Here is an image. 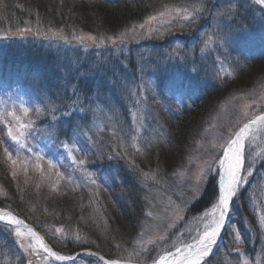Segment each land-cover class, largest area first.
<instances>
[{
  "label": "rangeland",
  "instance_id": "374dc122",
  "mask_svg": "<svg viewBox=\"0 0 264 264\" xmlns=\"http://www.w3.org/2000/svg\"><path fill=\"white\" fill-rule=\"evenodd\" d=\"M154 1L156 5L150 10L151 12L146 19L136 22L133 27L128 26L129 28L127 27L110 34L106 33L108 31L107 28H90L89 32L81 31L79 34H75L74 39L84 42V51L87 52L88 48L95 50L96 54H94V57H97V61H104V68H107L105 61L109 60V56L112 54L117 55L119 58L133 60L137 65L139 84H141L142 88L144 87V82L153 84L155 79L149 78L150 80L148 81V78L146 76L141 77L139 72L151 69L152 65L158 63H166V67H168L167 65L170 63L180 62L176 56H173V51L169 53L165 50L171 44L177 48L183 45L188 48L184 53L188 61L206 64L209 68L208 70H210V79L216 75V70H218L217 73L219 74L230 75L233 65L238 63V60L243 56L240 53L241 50L254 45L264 47V0ZM242 16H247V18L243 20ZM167 36L169 38L166 40L168 45L163 48L164 50L153 46L158 41H165L164 39ZM92 40L94 42H103L94 47L88 45V42ZM185 43H188V45ZM132 48H134L132 50V59H129L126 54ZM152 48H157V51ZM159 51L163 52L161 58H159L157 53ZM207 54L210 55L209 60L208 57H202ZM257 54L259 53L257 52ZM90 64L92 65V62ZM93 65L97 66L95 62ZM121 66L122 64L117 62L115 67L121 68ZM153 67L156 69L155 66ZM187 69H189V66ZM111 70L108 80L115 85L118 82L120 83L116 85L117 91L124 100L128 95L134 93L133 90L139 88V85L134 84L132 77L129 78L128 83H121L117 69ZM2 77L10 78L11 75L5 73ZM0 82V142L3 143L1 138L9 136V144H12L9 155L3 152L5 146L0 145V161L3 163V170L0 171V176L5 182L3 183L2 179H0V204L8 207L0 208V257L4 256V253L9 249L4 246V240L6 239L11 242L12 247L18 248L20 254L24 256L23 264H110L94 255V253H92L93 255H84L88 258H84L81 261L77 259L75 261V259L70 258L56 259L51 254L55 252L50 247L51 244L47 240V234L41 232L50 230L49 227L52 229V226L47 225L48 219L41 217L42 221L39 222L40 225H38L39 227L37 226L39 230H37L32 224L27 223L22 217L18 216V214L26 216L31 212L38 216L40 213L36 209L40 207L44 217L51 220L54 217L52 213L54 206L63 205L60 202L61 199L55 198V196H58L57 194H66L65 198L68 199L64 200V202L67 205H71L75 195L74 192L60 187L59 184H65V182L72 186L75 184L72 179L75 180L78 177L76 166L79 161L72 154L69 161L67 160L68 162H66V159L64 160V158L60 157L57 149L52 148V140L55 134L53 127L35 129V124L39 123L37 120L43 110L41 106L33 105L28 97L26 101V95L21 93V89H26L27 95H29L30 91L28 88L24 85L11 84L6 80L0 79ZM4 94H7L8 98L3 96ZM47 97L42 94L43 99L47 100ZM8 100H10L9 104L24 101L23 105L8 109L6 105ZM138 104L141 105V103L134 104L133 113L139 111L140 107ZM263 108L264 85L258 91L229 99L221 111L216 114L217 117L213 118L212 124H210L203 135L204 140L200 142V146L202 147L205 144V147L209 148L210 153L204 157V151L206 150L204 147L199 154L203 156L202 159L195 161V163L190 159L185 173L177 174L175 172L176 181L172 178L168 179L170 184L173 182L172 190L174 192L172 194H170L171 188L163 186L158 189L159 186H157L156 190L151 191L155 200L151 199L152 195L147 197L146 195L144 197L140 196L143 200L141 203V199H137L138 195L132 196L131 193L143 192L141 187L144 188L145 179L141 185L137 183L133 176H130L131 180L123 182L122 187H126L121 189H127L128 193H130L125 196L127 200L123 198L124 206L141 207L146 201L145 206L148 208L149 214L148 216L146 213V217H150L151 222H148L147 225L145 224V227H147L144 233L140 234V237L144 238L147 245L140 250L137 249V258L124 253V251L113 252V256L123 260L127 257L126 260H130L133 263L143 259L146 261V259L158 256L165 249H171L200 236L209 228L213 219V206L209 210L196 215L185 214L186 206L195 194H199L202 191L208 177L215 173L220 156L223 154L229 140L238 130L239 125L244 120H249L260 114ZM85 110L91 113V119H89L90 122L93 121L91 128L96 130L97 126L98 136L100 131L106 126L104 130H106V134L111 139L115 138L117 141L118 138H121L119 139L120 144H118V148L121 150L126 151L130 146L136 145L139 138V128L134 131H126V127L120 133L116 125L121 123L116 118V112H106L99 107L95 111L92 110L93 114L90 107H86ZM24 128L27 130H24ZM28 130H30V134ZM75 131H80L79 127ZM117 132L118 134L116 135ZM148 134L149 139L150 137L153 139L155 130L153 133L148 131ZM32 135H38V137L33 139ZM247 139V146L244 151V154L246 153L245 163H243V174L241 175L239 189L250 188L248 190L249 200L247 204L253 211L259 231L264 236V125L255 128ZM168 141L167 137L165 142ZM198 145L199 143L197 148L200 149ZM128 156H132V159L128 160ZM124 158L127 167H133L132 164H135L141 156L126 154ZM192 159L195 160V158ZM117 170H114V173L111 172L107 178H104L105 181L121 184L118 182ZM144 171L147 173L146 169ZM78 172L80 173V170ZM144 177H146L145 173ZM180 180L181 182L184 180L183 187L187 189L178 191ZM130 183L136 190L132 191L127 188ZM9 188L20 196L24 202L22 206H19L16 202L12 204L5 200V195L8 193ZM57 189L61 190V193L56 194ZM40 192L47 193L44 194V199L36 207L35 202L38 205ZM111 192L115 197H119V191ZM105 195H108V192ZM48 198L49 205L46 206L45 200ZM19 199H17L18 203L21 201ZM67 205L65 206L66 208L72 209L71 206ZM10 206L12 209H10ZM85 216L90 221V215L87 212L82 214V218H85ZM157 219L160 220L162 229L156 226L155 221ZM103 220L102 218L100 221L104 223ZM96 226L95 223L94 229H96ZM99 226L103 227L101 224ZM148 229H151V232ZM237 229L238 225L232 228L231 239H228V251L225 252L220 264H264L263 250L250 256L251 258L240 256L237 247L240 237H238ZM69 231L73 232V230ZM55 240L58 241L57 239ZM82 243H85V241H80V244ZM45 249L49 251H45ZM94 252L96 251L94 250ZM82 253H85V251ZM98 253L100 252L98 251ZM5 263L6 259L1 258L0 264Z\"/></svg>",
  "mask_w": 264,
  "mask_h": 264
},
{
  "label": "trees",
  "instance_id": "16d2710c",
  "mask_svg": "<svg viewBox=\"0 0 264 264\" xmlns=\"http://www.w3.org/2000/svg\"><path fill=\"white\" fill-rule=\"evenodd\" d=\"M154 3V0H0V27H9L11 30L28 29L41 31L40 28L42 26L46 28L50 24L54 27H72L75 30L88 32L90 28H107L108 31L106 33L110 34L125 29L142 18L145 19L151 12L150 10L156 5ZM20 48H23V46L20 45ZM252 48L249 47L240 51L243 56L238 60V63L234 64V75L231 78H220L212 81L209 86L203 87L199 91L198 97L193 99L184 109H181L173 123L167 122L168 127L166 131L169 141L147 148L144 151V156L138 158V161L132 164L134 168L132 172L125 168V158H122V155L119 156V153L123 151L118 148L117 143L106 133H102L96 139L97 152L102 150V153L106 157H111L115 160V167L121 170L118 180H131L130 176L136 178L137 175L132 174L138 171L135 170L136 165L143 169L151 170L156 175L165 174L169 176L175 171L185 168L187 156L190 155L189 157L192 156V158L196 159L201 150L197 148V144L199 143L198 146L201 144L202 132L200 131L206 125L208 126L212 118L217 117L216 114L220 106L222 104L225 105L226 100L230 97L257 89L264 81V48L260 47L258 48L259 50L256 47ZM2 66L9 68L10 72L14 75L30 77L31 80L29 81L33 84L35 83L36 87L38 86L37 88L40 90L51 87V82L61 85L55 79L62 77L61 71L57 69V66L52 65L51 61H46L42 57H39L37 53L28 55L26 51L19 53L14 48L8 47L5 51L0 52V68ZM5 67H2V69ZM80 72L86 75L91 74L89 70H82ZM97 74V72H93L92 77L97 76ZM105 79L109 83L108 78L105 77ZM92 80L93 78L78 79L79 84H77L75 79H70L63 83L65 94L67 91L73 90L77 96L74 109L83 111L80 114L82 116L84 114L87 117L88 115L91 116V113L85 110L86 107H90L93 114V111L97 109V105H104L103 110L106 112L114 111L119 118L115 103L112 102L110 104L111 100L108 102L102 95L104 84L95 85L90 82ZM69 110L70 108H67L66 112L72 116L78 114V112ZM78 124L75 120V123L72 125L73 129ZM83 126L87 125L83 124ZM116 126L118 129L119 126ZM2 164L0 161V171L3 170ZM0 179H2L1 176ZM160 179L161 176L156 178V181L158 182ZM145 180L146 182L144 181V183L149 184V181ZM2 182L5 183L3 179ZM124 187L116 186L114 190L128 191L127 189H121ZM127 188L132 191L136 190L131 183ZM123 193L125 194L126 192ZM214 193V180L210 179L203 195L195 202L191 210H201L206 207L210 203ZM44 194L46 193H39L38 205L35 202L36 207L44 199ZM5 196V200L12 204L16 202L19 206H22L24 203L20 196L10 188ZM107 197L98 199L92 196L88 198V202L90 203L101 204L95 205L96 207H104L102 209L99 208L102 213H99V215L101 214L105 217L104 223L96 220L93 216L95 221L92 218L89 221L87 216L82 218V214L87 212L85 210L87 206H85L84 202L74 204L76 202L72 201L71 205H67L63 199L60 200L63 205L54 206L52 209L54 217L51 220L44 217V213L41 212L40 207L36 209L40 213L38 216L33 212L26 216L23 215L27 220L30 219L29 221L34 223L36 227L40 225L39 222L42 221L41 217H43L44 219H48L47 225L50 226L63 224L70 230L77 228L78 242L85 241V243L77 245L78 242L75 241L74 243L72 237H69L61 246L54 245L59 250L66 247V251L72 252L80 246H88L101 251L111 258L116 251H119L115 244L119 245L122 251H125V247L122 246L124 245L123 242L130 241L136 234L141 213L137 208L131 209L128 206H124V200L121 197L117 207L112 210L110 209L111 196ZM17 199L21 200L19 201L20 203H18ZM45 205H49V198L45 200ZM66 205L71 206L72 209L66 208ZM93 223H96V229H94ZM100 224L103 227H100ZM74 244L76 245L73 246ZM220 263L221 259H216L210 264Z\"/></svg>",
  "mask_w": 264,
  "mask_h": 264
},
{
  "label": "bare ground",
  "instance_id": "6f19581e",
  "mask_svg": "<svg viewBox=\"0 0 264 264\" xmlns=\"http://www.w3.org/2000/svg\"><path fill=\"white\" fill-rule=\"evenodd\" d=\"M259 117L264 118V116L261 114L259 115ZM245 126L241 128L237 132V134H235L233 140L227 147V150L224 154V158L221 162L219 177L217 182V198L214 204V219L212 226L208 230H206L198 240H195L185 246H181L180 248L175 249L169 253H165L161 255L151 264H187L188 260L190 259H197L198 263H200L208 257V255L210 254L217 240L220 237V232L224 223V218L230 208V204L238 188L240 173L242 170V167L240 168V164H241V160L243 159L242 152L240 151V149L241 147L243 149V145L248 134L251 133L252 129H255L253 128L254 126H252V124ZM237 157H239V161H240L239 163H237ZM229 165L235 167L237 180L235 182L234 189H230V192L234 191V195L229 196L228 205L227 208L225 209L220 204V196L222 194L221 193L222 187L228 186L229 181L231 180V175L228 170ZM213 230H215V235H213L211 237V240L209 241L206 236V233H211ZM201 254L203 255L201 256ZM8 264H17V263L11 261Z\"/></svg>",
  "mask_w": 264,
  "mask_h": 264
},
{
  "label": "snow or ice",
  "instance_id": "6c2138e0",
  "mask_svg": "<svg viewBox=\"0 0 264 264\" xmlns=\"http://www.w3.org/2000/svg\"><path fill=\"white\" fill-rule=\"evenodd\" d=\"M245 127H247V126H245ZM226 155H227V153H226ZM239 162H240L239 161V157H237V163H239ZM228 170H229V173L231 175V180L229 181L228 186L222 187V190H221V193L222 194L220 196V204L225 209L227 208V205H228L229 196L230 195H234V191L230 192V189H234L235 182L237 180V174H236L235 167L232 166V165H229L228 166ZM213 235H215V230H213L211 233H206V236H207V238H208L209 241L211 240V237ZM45 251H49V250L48 249H45ZM51 254L53 256H55L56 259H58V260L65 259V257L59 256L56 253H51ZM88 254L93 255L92 253H88ZM202 255L203 254H201V256ZM187 264H198V260L197 259H190V260H188Z\"/></svg>",
  "mask_w": 264,
  "mask_h": 264
}]
</instances>
